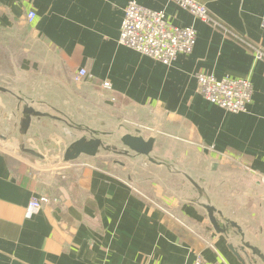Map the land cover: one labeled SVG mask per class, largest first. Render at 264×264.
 I'll use <instances>...</instances> for the list:
<instances>
[{
    "label": "crops",
    "instance_id": "crops-1",
    "mask_svg": "<svg viewBox=\"0 0 264 264\" xmlns=\"http://www.w3.org/2000/svg\"><path fill=\"white\" fill-rule=\"evenodd\" d=\"M128 1L0 0V86L50 114L91 113L102 96L103 107L155 139L153 150L195 161L197 171H185L204 196L183 178L186 193L92 162L32 163L29 172L23 165L35 156L20 150L22 141L43 162L58 160L72 141L89 136L70 140L69 126L48 117H33L21 135V113L0 93V110L14 111L7 122L0 119V264H194L198 257L202 264H264L249 249L238 251L243 262L229 248L243 241L264 255V61L244 43L264 49V0H194L225 29L172 0H136L165 12L173 25L195 28L192 52L169 65L119 43ZM29 11L36 15L32 23ZM80 68L89 77L76 82ZM197 72L249 78L247 111L228 112L205 100ZM41 196L47 202L30 211V199ZM206 205L220 225L231 220L244 236L231 226L216 232Z\"/></svg>",
    "mask_w": 264,
    "mask_h": 264
},
{
    "label": "built area",
    "instance_id": "built-area-1",
    "mask_svg": "<svg viewBox=\"0 0 264 264\" xmlns=\"http://www.w3.org/2000/svg\"><path fill=\"white\" fill-rule=\"evenodd\" d=\"M181 8L187 10L195 18L225 29L217 19L212 17L206 7L194 0H172ZM36 15L29 11L26 21L32 23ZM264 29V17L260 21ZM197 32L192 26H176L169 22L165 12L142 6L136 0H129L124 8L120 24L118 41L141 55L161 62L171 64L180 54L192 52L196 43ZM252 51L254 57L264 61V49L249 42H244ZM89 77L85 68H80L75 74L76 82H82ZM197 89L201 96L216 106L232 113L246 112L252 97V83L247 77L216 78L212 74L197 72L195 74ZM104 86H108L105 82ZM263 176L260 179L263 180ZM47 202L46 196L32 197L28 203L30 211L41 208ZM194 264H202L198 257Z\"/></svg>",
    "mask_w": 264,
    "mask_h": 264
},
{
    "label": "rangeland",
    "instance_id": "rangeland-1",
    "mask_svg": "<svg viewBox=\"0 0 264 264\" xmlns=\"http://www.w3.org/2000/svg\"><path fill=\"white\" fill-rule=\"evenodd\" d=\"M101 95V94H100ZM6 99L9 101V99L6 97ZM102 96H98L95 98L93 102V107L91 109V113L85 112L83 108L81 109H71L70 113L63 114L62 112L52 113V115L59 116L60 118L66 119V121L74 126H79L82 129H73L72 126H69L70 131L72 133H69V139L72 140L79 135L86 134L89 136V132L84 129V127L91 128L93 130H96L100 133H103V135L99 136L103 142L105 143V146L113 148L112 150H106L101 149L98 154V159H91L90 157H79L73 161L64 162L62 160V154L59 155V159L56 161H40V159L27 156L28 158V166L23 165V167L29 168L30 171H34L33 164L38 163L42 164L45 163L46 165H53L54 168L57 166H60L61 164H70L71 167H77L81 166L84 163L92 162L98 165L99 167H105V168H128L130 170V180L133 179H156V181L164 182L168 187H172L173 190L177 192H183L186 193V187L178 181L180 178L186 180L177 170L178 169H190L194 172L198 169V164L193 161H184L181 160H175L171 159L170 157H166L163 155L162 152L153 150V157L158 160H162L170 165H172V170L166 169V167L162 166H156L152 163H150L146 157L140 156V155H134V157L125 156L119 153H116L114 151L115 146L118 148V150H122V145L120 142V134L121 133H134L135 129H133L136 124H132L129 122L128 116H122L120 113H118L113 107L105 108L101 104ZM10 103V101H9ZM42 106V105H40ZM42 107H45L43 105ZM71 108V107H70ZM51 113V112H50ZM6 113L2 110H0V119L3 120V122H7L8 119L4 117ZM132 118V116H130ZM62 122V121H60ZM66 124V123H65ZM67 125V124H66ZM72 127V128H71ZM144 130H146L147 126H141ZM147 132V131H146ZM25 147H29L28 144H24ZM89 160V161H88ZM33 163V164H32ZM122 163V165H120ZM124 166V167H122ZM177 169V170H176ZM187 181V180H186ZM188 182V181H187ZM189 183V182H188ZM190 184V183H189ZM191 185V184H190ZM192 186V185H191ZM189 193V197H190Z\"/></svg>",
    "mask_w": 264,
    "mask_h": 264
},
{
    "label": "water",
    "instance_id": "water-1",
    "mask_svg": "<svg viewBox=\"0 0 264 264\" xmlns=\"http://www.w3.org/2000/svg\"><path fill=\"white\" fill-rule=\"evenodd\" d=\"M0 93L6 95V97L9 99L10 103H9V109L13 108L15 105H17V110L20 111L21 113V117L19 119V133L21 135H25L29 129L30 123H31V119L34 118H41V117H48L54 120H58V121H62L64 123H66L69 126H73L72 124L68 123L66 121V119L60 118L59 116H55L52 115L50 113L47 112H41L39 110L34 109L31 106H26L22 103V101L20 100L21 98L13 91H11L10 89L0 86ZM13 110V109H12ZM14 111H9L6 115H4V117L6 119H10L11 115L14 114ZM75 128H79L82 129L79 126H76ZM85 130H87L89 132V138L85 137V136H81L77 139H75L74 141H72L69 146L64 150L63 154H62V160L64 162H68V161H73L77 158H79L81 155H86V156H90V157H94L97 154H99V151L103 148L106 150H112L113 148L111 147H107L105 146V143L103 142V140L99 137L101 135H103V133H100L96 130H93L91 128H84ZM120 142L122 145V150H118V148L115 146L114 151L116 153L125 155V156H129V157H133L134 155H142L144 157L147 158V160L156 165V166H162V167H166V169L172 170V165L162 161V160H158L155 159L152 155H153V149H154V142L155 139L153 137H148V138H144L141 133L140 130L136 129L134 133H121L120 134ZM1 139H4L5 136L0 135ZM23 142V141H22ZM22 142L19 144V148L22 152L35 156L39 159H43V155L36 152L33 148L30 147H25L24 144H22ZM122 164V163H121ZM213 167H215V164L213 165ZM177 170V169H176ZM189 183H191L198 195L200 197L204 196V190L203 188H201V186L199 185V183L193 179V177L187 173L185 170H181L178 169L177 170ZM205 209L208 212V219L210 220L213 228L215 229L216 232L218 233H227L229 230V226H231L232 228H235L236 231L241 235V237L244 236L241 228L233 221L231 220H226L225 221V225L222 226L220 225L218 219L215 216V212L213 210V208L211 206H204ZM218 214L220 215V213L218 212ZM229 248L233 251V253L237 256V258H239L241 261L244 262V260H242L240 254L238 251H244V249H249L253 255H255L257 258H259L263 263H264V255L256 248L253 247L249 244H245V242H241V245L237 248H235L233 245H230ZM257 262L255 261L254 263H250V264H256Z\"/></svg>",
    "mask_w": 264,
    "mask_h": 264
},
{
    "label": "trees",
    "instance_id": "trees-1",
    "mask_svg": "<svg viewBox=\"0 0 264 264\" xmlns=\"http://www.w3.org/2000/svg\"><path fill=\"white\" fill-rule=\"evenodd\" d=\"M25 67H26V66H25ZM25 67H24V68H25Z\"/></svg>",
    "mask_w": 264,
    "mask_h": 264
}]
</instances>
